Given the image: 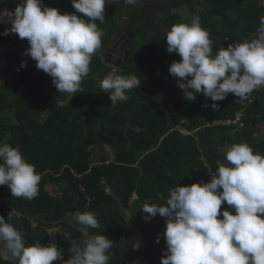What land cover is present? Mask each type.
Masks as SVG:
<instances>
[{
    "label": "trees",
    "instance_id": "16d2710c",
    "mask_svg": "<svg viewBox=\"0 0 264 264\" xmlns=\"http://www.w3.org/2000/svg\"><path fill=\"white\" fill-rule=\"evenodd\" d=\"M169 5L170 9L187 5L190 19L184 16L188 11L168 14L167 28L189 24L199 16L213 41V56L221 47L254 37L264 17L259 0H171ZM146 32L150 39L135 43L134 54L122 66L123 75H135L140 86L115 106L99 87L108 74L100 50L109 39H101L89 74L82 79L83 91L73 97L57 93L52 79L36 87L35 69L17 77L19 70L14 67L20 59L8 65L6 78L0 80V144L19 146L25 161L41 175L39 195L32 200L12 197L7 186L0 185V216L22 232L25 246L48 245L49 229L60 224L55 246L66 261L69 249L83 238L67 216L92 212L100 227L88 232L113 241L106 253L108 264H160L162 250H166L164 232L157 235L153 227L166 218L157 214L145 220L148 214L140 208L145 203L164 205L169 190L177 185L209 182L210 172L218 168L216 162L224 163L219 147L247 144L254 153L264 155V86L242 103L232 93L216 102L202 94L189 101L168 72L179 57L166 51V33L158 28ZM213 103L218 107L214 109ZM236 111L241 112L240 128L220 123ZM184 121L183 126L195 135L174 129ZM213 121L219 123L207 126ZM104 146L110 151L103 150ZM47 185L55 186L54 195ZM226 207L234 210L226 203L221 210ZM11 209L18 215L9 220ZM137 240L140 247L134 249ZM62 260L52 264H62ZM0 264L12 262L0 260Z\"/></svg>",
    "mask_w": 264,
    "mask_h": 264
},
{
    "label": "clouds",
    "instance_id": "9594fccd",
    "mask_svg": "<svg viewBox=\"0 0 264 264\" xmlns=\"http://www.w3.org/2000/svg\"><path fill=\"white\" fill-rule=\"evenodd\" d=\"M113 2L71 0L72 7L86 20L43 6L42 0H21L14 11L0 12V23L6 18L8 27L3 35L15 33L27 40L29 47L23 54L52 78L57 93L73 97L83 91L82 79L89 74L92 56L102 46L103 31L96 21H105V6ZM209 36L199 16L189 24L172 25L165 34L166 51L176 53L179 60L169 65V74L189 101L202 94L216 102L229 93L238 98V103L246 101L264 86V17L254 37L221 47L214 56ZM23 67L25 61L20 63ZM117 73L113 68L99 81L113 106L127 101L126 93L141 83L135 75ZM211 106L218 107L216 103ZM216 163L218 168L209 182L177 185L169 190L164 205L145 203L140 208L148 214L145 220L157 214L166 218V250H162L160 264H264V155L254 153L247 144H233L224 150V163ZM40 181L41 175L35 165L25 161L19 146L0 144V185L7 186L12 197L35 199ZM158 198L165 200L162 194ZM222 203L233 208L235 214L221 210ZM16 215L11 209L7 218ZM73 220L83 238L69 249L71 256L63 261L54 244L25 246L22 232L0 216V260L12 264H52L57 260L62 264H108L106 253L113 241L104 234L88 232L89 228L100 227L95 214L77 213ZM159 239L157 236V243ZM132 247L138 249L140 241Z\"/></svg>",
    "mask_w": 264,
    "mask_h": 264
},
{
    "label": "flooded vegetation",
    "instance_id": "af4514ba",
    "mask_svg": "<svg viewBox=\"0 0 264 264\" xmlns=\"http://www.w3.org/2000/svg\"><path fill=\"white\" fill-rule=\"evenodd\" d=\"M19 3H21V0H12L8 4L7 0H0V12L4 9L12 11ZM169 3L162 5L126 4L123 2L106 4L105 13L107 15L105 21L103 23L96 21V23L100 25L99 29L103 31L101 39H109L100 50V59L108 67V73L113 68H116L118 70L117 74L123 75V62L135 52L136 39L140 36L139 27L143 26L147 30L158 28L167 31L169 29L167 28V15L181 14L184 12V9L180 7V9H170ZM42 5L56 8L61 14L65 12H76L72 7L71 0H42ZM109 14H114V17L111 18ZM124 16L127 17L126 20L123 19ZM7 27L5 18L4 23H0V39L6 42L4 44L6 49L0 52V72L2 79H5L7 76L10 62L16 59H20L19 62L25 61L26 64L29 63L31 67L35 66V61L23 54L25 49L29 47L27 40L15 37V33L9 36L3 35ZM10 53H12L11 56Z\"/></svg>",
    "mask_w": 264,
    "mask_h": 264
},
{
    "label": "rangeland",
    "instance_id": "374dc122",
    "mask_svg": "<svg viewBox=\"0 0 264 264\" xmlns=\"http://www.w3.org/2000/svg\"><path fill=\"white\" fill-rule=\"evenodd\" d=\"M262 4H264V0H259ZM183 9H184V11H188L189 10V7L187 6V5H184V7H183ZM73 13H75L76 15H78V16H80V17H83V14H81V13H78V12H73ZM182 14V13H181ZM106 13H105V17H106ZM110 15V14H109ZM111 16V18H113L114 17V14H111L110 15ZM185 18H186V20H189L190 19V17H189V11L187 12V13H185ZM84 19H86V17H83ZM124 20H126L127 19V17H125L124 16V18H123ZM87 20V19H86ZM97 26H98V28H100V25L99 24H97ZM141 28H144V27H140V36H139V38L136 40V44H138L139 43V41H140V39H150V34H149V32H146V28H144V29H141ZM159 31L160 32H163V30H160L159 29ZM146 32V33H145ZM163 37L165 38V36L163 35ZM0 48H1V45H0ZM147 50V49H146ZM145 50V51H146ZM140 52L141 53H143V51L142 50H140ZM21 63V62H20ZM15 69L17 68H19V71H17V72H15V74H16V76L17 77H19L20 75H22V77H24V76H26V75H29L30 74V68H32V69H35L36 68V66H32L31 67V65H28V64H26V67H23V68H20V64L19 65H15V67H14ZM34 72H36V71H33L32 70V74L33 75H38V77H37V83H36V87L39 85L38 84V82H41V81H44V80H46V81H51V77L48 75V74H46V73H42L40 70L39 71H37L36 73H34ZM99 73H97V75H98ZM3 77H5L4 75H3ZM0 80H3L2 79V77L0 76ZM52 93V91L51 90H46V93ZM106 150V152H109L110 151V147H108V146H104L103 147V150ZM107 154H109V153H107ZM46 189H47V191L50 193V194H52V195H54L55 193H56V188H55V186L54 185H47L46 186ZM159 227H157V228H155V231L156 230H159L158 229Z\"/></svg>",
    "mask_w": 264,
    "mask_h": 264
},
{
    "label": "crops",
    "instance_id": "0c3cea01",
    "mask_svg": "<svg viewBox=\"0 0 264 264\" xmlns=\"http://www.w3.org/2000/svg\"><path fill=\"white\" fill-rule=\"evenodd\" d=\"M86 19H88V18L86 17ZM164 32L166 33L165 30H164ZM4 44H6V42L0 39V45H1L0 52H1L2 50H5V49H6ZM0 76H1V75H0ZM168 80H169V82L171 81V79H168ZM174 81L176 82V79H174ZM236 112H237V111H236ZM217 121H219V120H217ZM217 121L209 122V123L207 124V126H212V125H214ZM185 123H186V122L184 121V122H182L181 124L176 125V126L174 127V129L180 131L183 135H195V131L192 132L191 130H188L186 127L183 126V124H185ZM218 123H219V122H217V124H218ZM220 123H222V122L220 121ZM222 124H223V123H222ZM179 125H180V126H179ZM236 127L240 128V126H236ZM227 147H229V146L226 145V146H223V147H219V149H220V151L224 152V150H226ZM211 174H213V173L210 172V180H211ZM225 210H228V211H229L230 213H232V214L235 213L234 210L232 211V210L228 209L227 207L225 208ZM125 212H126L127 217H129V216H130V212H129L128 210H126ZM74 216H75V215H73V214H69V215L67 216V221H68L69 223H71L72 225H74V226H78V227H80L79 225H77V224L74 222V220H73V217H74ZM155 225H156V222H155ZM157 227H159V228H158L159 230H156V231H155V228H157ZM165 227H166L165 223H162V224H159V225H157V226H154V227H153V231H154L157 235H160L162 232L165 231Z\"/></svg>",
    "mask_w": 264,
    "mask_h": 264
},
{
    "label": "built area",
    "instance_id": "2783aa9c",
    "mask_svg": "<svg viewBox=\"0 0 264 264\" xmlns=\"http://www.w3.org/2000/svg\"><path fill=\"white\" fill-rule=\"evenodd\" d=\"M221 122L223 124H226V125L232 124V125L241 127L243 124L241 122V112L237 111V112H235V114L232 118L222 120ZM71 172L73 173V171H71ZM60 229H61L60 224L49 229V237H48V241H47L48 245H51V244L55 245V243L57 241V232Z\"/></svg>",
    "mask_w": 264,
    "mask_h": 264
},
{
    "label": "water",
    "instance_id": "95a60500",
    "mask_svg": "<svg viewBox=\"0 0 264 264\" xmlns=\"http://www.w3.org/2000/svg\"><path fill=\"white\" fill-rule=\"evenodd\" d=\"M12 0H7V4L10 3ZM171 0H133L132 3H129L128 0H114L113 3H126V4H153V5H162L170 2ZM14 11V10H12ZM15 37H18L15 35ZM12 53H10L11 56ZM122 74V73H121Z\"/></svg>",
    "mask_w": 264,
    "mask_h": 264
}]
</instances>
